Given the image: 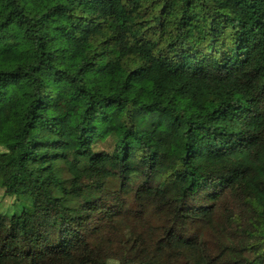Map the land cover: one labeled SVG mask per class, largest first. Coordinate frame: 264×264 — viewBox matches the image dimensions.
Listing matches in <instances>:
<instances>
[{"label": "trees", "instance_id": "obj_1", "mask_svg": "<svg viewBox=\"0 0 264 264\" xmlns=\"http://www.w3.org/2000/svg\"><path fill=\"white\" fill-rule=\"evenodd\" d=\"M0 159V264H264V0H0Z\"/></svg>", "mask_w": 264, "mask_h": 264}, {"label": "rangeland", "instance_id": "obj_2", "mask_svg": "<svg viewBox=\"0 0 264 264\" xmlns=\"http://www.w3.org/2000/svg\"><path fill=\"white\" fill-rule=\"evenodd\" d=\"M8 176V170L5 163L0 159V183ZM0 210L9 215L13 212L12 200L3 197V191L0 190ZM239 229L237 232V247L251 248L261 241H264V214L250 203H243L238 207ZM248 257H253V253H247ZM113 264V263H110Z\"/></svg>", "mask_w": 264, "mask_h": 264}]
</instances>
